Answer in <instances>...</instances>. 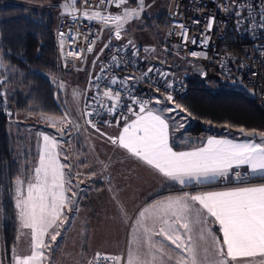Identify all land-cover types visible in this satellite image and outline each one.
<instances>
[{
  "label": "snow or ice",
  "instance_id": "snow-or-ice-1",
  "mask_svg": "<svg viewBox=\"0 0 264 264\" xmlns=\"http://www.w3.org/2000/svg\"><path fill=\"white\" fill-rule=\"evenodd\" d=\"M83 2L89 4L90 0ZM137 2L139 10L123 7L127 0H99L98 8L105 4L118 9L123 7L122 13L103 14L97 10L90 14L85 10L83 16L90 19L98 17L106 26L112 22L115 25V38L120 40L125 24L139 18L144 9V0ZM232 3L235 6V0ZM236 15L239 17L241 12L237 11ZM214 20L215 17L209 19V32ZM257 26L264 28V17L260 18ZM180 27L184 28L183 25ZM63 35L61 33V37ZM183 38L187 40L186 33ZM195 42L193 39L192 43ZM92 43L94 41L90 42L88 52L93 51ZM128 44L131 45L132 41L129 40ZM108 47L109 44H105L101 52ZM68 54L77 58L80 56L76 50ZM135 54L134 52L133 55ZM191 55L196 57L198 54L192 52ZM112 59L115 61L116 57ZM148 71L151 72L152 69ZM128 79L131 78L126 77L124 81ZM111 83L115 85L117 79H112ZM97 90H100L99 85ZM102 95L113 103L105 105L101 101V107L106 108L107 113L115 115L121 100L120 92L113 94V90L108 88ZM164 100L174 103L171 94L166 95ZM133 103L138 105V110L130 106L128 111L135 118L121 116L116 120L117 125L121 119L124 121L118 136H108L91 119L87 123L101 136H107L111 144L125 149L132 157L143 161L169 182L195 186L227 179L231 175L245 186L197 194L184 192L176 197L149 203L137 210L126 255L102 256L96 253L97 264L101 260L110 261L111 264H234L237 258L257 256L262 259L248 261V264H264V183L252 185L250 182V178L264 180V132H248L247 135L253 138L245 142L210 136L199 147L174 151L170 146L169 118L163 113L187 110L179 104L156 110L150 107L151 101L135 97ZM154 103L161 104L162 101L156 98ZM85 115L91 116L93 113ZM65 121L74 123L68 120V113H65ZM49 123L56 126L54 120ZM59 131L63 135V130ZM240 132L244 133L245 130L241 128ZM42 140L38 165L31 172L26 169L21 173L26 179L17 178L14 192L9 188L13 193L16 218L20 226L17 240L25 235L23 230H30L31 236L30 254H14V264H44L49 259L46 253L52 252L53 245L61 236L58 229L69 222L68 213L79 211V193L75 189L83 181L74 184L73 180L84 174L74 173L70 163H61V156L65 161L69 157L58 151L59 141L56 138L42 134ZM242 167L247 169L244 173L238 171ZM68 193L71 195H67ZM212 224L219 226L220 236L213 233ZM45 236H49L47 243ZM89 264L92 262L89 261Z\"/></svg>",
  "mask_w": 264,
  "mask_h": 264
},
{
  "label": "trees",
  "instance_id": "trees-1",
  "mask_svg": "<svg viewBox=\"0 0 264 264\" xmlns=\"http://www.w3.org/2000/svg\"><path fill=\"white\" fill-rule=\"evenodd\" d=\"M128 4L133 9L138 6L137 0H129ZM62 6L65 5L61 0H0V264H14L20 234L9 188L14 192L17 178L26 179L21 173L26 169L31 172L35 161L34 154L23 147L21 126L12 131L15 116L24 114L40 120L62 118L65 114L62 93L54 83L67 78L60 65L54 34L58 18L66 10ZM167 26L165 13L144 15L137 28L152 33L162 48ZM232 40L227 37L226 49L238 52ZM201 64L206 77L189 70L184 78L188 94L174 99L175 104L187 110L184 114L188 119L178 141L186 140L188 146H194L208 136L239 132L241 128L246 132H264V103L229 85L213 63ZM206 79H214L216 87L209 86ZM82 144L77 140V147L83 152ZM175 149H179L177 144ZM89 241L90 232L86 231L83 251Z\"/></svg>",
  "mask_w": 264,
  "mask_h": 264
},
{
  "label": "built area",
  "instance_id": "built-area-1",
  "mask_svg": "<svg viewBox=\"0 0 264 264\" xmlns=\"http://www.w3.org/2000/svg\"><path fill=\"white\" fill-rule=\"evenodd\" d=\"M61 2L69 9H75L72 13L69 11L60 15L54 31L60 65L65 76H69L86 67L87 55L91 53L87 51L90 42L94 41L91 44L94 51L106 27L114 25L109 22L106 26L98 17L85 18L83 12L87 10L91 14L99 10L103 14H117L122 13L123 8L118 9L107 4L98 8L99 0H90L89 4H85L83 0H61ZM237 11L241 12L239 17L236 15ZM212 17H215V20L209 32L208 23ZM261 17H264V0H235V6L232 0H169L166 11L168 26L163 46L166 51L190 63H213L227 81L242 80V83L253 90L255 96L264 103V28L257 26ZM181 25L184 26L183 29ZM61 33L64 34L63 37ZM185 33L187 40L183 38ZM228 36L233 39L238 52L226 49ZM112 38L115 43L108 47V55L98 61V75L93 83L90 109L93 115L89 116L88 120L91 119L97 127L109 124L105 121L116 122L121 116L130 119L132 116L128 108L131 106L138 110V105L133 103V97L152 101L154 94L162 98L171 94L174 100L184 98L188 94L189 88L184 80L165 78L163 71L157 68L149 72L142 66V53L139 48L128 49L120 45L114 33ZM193 39L195 43H192ZM72 50L80 53L79 58L68 54ZM192 52L198 55L193 57ZM113 57H116L115 61ZM66 67L69 69L68 74L65 73ZM128 76L131 79L124 81ZM134 76L139 78V84L132 82ZM205 76L206 72H203L202 78ZM112 79H117L115 85L111 83ZM108 88L113 90V94L115 92L121 94L115 115L107 113V109L101 107V101L105 105L113 103L102 95V92ZM120 122L124 121L121 119ZM238 171L244 173L242 170L238 169ZM100 180L108 182L109 177H101ZM257 181L250 178L251 184ZM236 186L245 185L240 184L230 175L227 179H218L210 188ZM94 264H97L96 259ZM99 264H111V262L101 260Z\"/></svg>",
  "mask_w": 264,
  "mask_h": 264
},
{
  "label": "rangeland",
  "instance_id": "rangeland-1",
  "mask_svg": "<svg viewBox=\"0 0 264 264\" xmlns=\"http://www.w3.org/2000/svg\"><path fill=\"white\" fill-rule=\"evenodd\" d=\"M167 2L168 0H144V9L142 12H140L139 18L130 20L127 24H125L124 30L121 32L122 38L116 41L126 48H131L134 45L135 48H139L140 50L142 49L141 53L143 60L145 58H148L149 60L154 55V57H157L156 55L161 52L158 39L148 31L140 32L137 28V25L144 15L154 16L165 14L168 6ZM128 3L129 0H127L126 5L123 7L131 8ZM64 5L66 6V4ZM65 6H62L63 9L66 10H63L61 14L69 11L72 13L75 11L74 8L69 9L68 6H66L67 8ZM134 9L139 10L138 6ZM114 31L115 25L106 27L102 36L103 38L101 37L102 45L108 44L109 40H111L113 36ZM129 40L132 41L131 45L128 44ZM101 46H99L96 51L94 50V52H91L93 53L90 58L92 61L93 59H98V54L96 53L100 52L99 50H101ZM162 48L164 49V46H162ZM193 64L197 67L200 66V62H195ZM91 69L92 68L90 67L89 69L85 67L79 72L71 73L69 76H66V79H64L67 80L65 81L66 83H58L54 80L55 85L62 93V104L64 112L68 113V120L76 122L75 124L78 126H76L74 123H68L65 121V114L62 118H40V120H37L38 117L30 118L24 114H19L15 116V120L12 125L13 132L17 131L19 125L21 126L23 136L25 138L23 147L30 154H34L35 156L33 168L38 165L39 153L42 151V134H46L50 137L56 138L59 141L58 151H61L64 155L69 157V159L65 161L63 156H61V163H69V161H71L73 164L74 173L80 171V160L86 156H90L91 154L99 155V161H101L104 165H107L106 172L114 173L113 182L111 183L113 191L110 193L107 192V189H105V191L100 190L101 193L100 191L99 193L95 192V187L93 185V180L95 177L94 179H83L81 176H79L73 180L74 184L77 183V181H83L81 183L83 188H81V193L78 200L79 211L68 213L69 222L62 228L58 229L61 232V236L57 238L56 244L53 245L52 252L46 253L49 256L46 264L52 262L54 264V255L57 257H65L66 263L69 264H75L80 260L85 261V264H89V261L93 262L94 257L98 252L106 255H108V253H122L132 232V222L130 224L127 223L125 220V214H121V211L118 210L117 201V199H119V203H123L124 206H126L125 203L128 202L125 200L121 201V199L124 197L119 193L120 188L128 185H131V187L133 186V175L135 173L132 169V164H130V162L127 160L121 161L120 158L122 154L117 155L114 148H112L110 145L107 146L106 144L102 143L100 141L101 139H107L96 132H93L94 128H92L83 117L84 113L87 111L86 100L87 97H89V93L91 92V86L88 80L90 77H86L93 74L94 69L92 70L93 72ZM68 71L69 69L66 67L65 73L68 74ZM72 74L75 75L71 77ZM79 75L84 76L86 81L88 80L86 88L84 85L75 82V78ZM94 80L95 78L92 79L93 83ZM205 81L209 86L216 87V82L214 79H206ZM238 82L242 83V80L239 79ZM61 85H63V88H61ZM161 106L162 108H172L175 107V102H168L167 104ZM165 113L171 118L172 122L175 123L177 127H179L180 124H188V120L184 112H180L178 110L177 112L171 114L168 112ZM50 120L56 121L55 127L51 126L49 123ZM61 121L64 122L62 123ZM61 129L66 133L68 142L60 139L57 131ZM80 134H83L85 137L82 138V140L84 147H86L85 150L87 149V154L84 153V151L82 152L79 150L77 147V140H79L78 135ZM91 157L93 159V165H95V163L99 164L96 162L94 156ZM96 173H99L97 176L106 175L105 173L101 172L100 169H98ZM97 180L98 179L96 178V181ZM67 195L70 196L71 193H68ZM129 197L130 196H127L126 198ZM136 215L132 218L133 220ZM128 217H132L131 212L128 213ZM116 221H119V225L117 224L113 227L112 225H114ZM23 231L25 235L20 236L17 244V253L19 255L29 254L31 251L30 230ZM86 231L90 232V241L87 245V250L83 251V239L86 237ZM51 232L52 230L50 229L49 234H51ZM48 240L49 236H45L46 243ZM83 252L85 253L83 254Z\"/></svg>",
  "mask_w": 264,
  "mask_h": 264
},
{
  "label": "crops",
  "instance_id": "crops-1",
  "mask_svg": "<svg viewBox=\"0 0 264 264\" xmlns=\"http://www.w3.org/2000/svg\"><path fill=\"white\" fill-rule=\"evenodd\" d=\"M169 1V0H168ZM168 4V2H167ZM167 11V10H166ZM103 36V35H102ZM103 38V37H102ZM114 39L111 38V40H109L108 44L109 46L115 42H113ZM102 45V40L100 39V42L98 43L95 51L97 50V48L99 46ZM103 44L101 46V49L104 48ZM129 49V48H128ZM161 52L156 55L157 57L152 56L149 60L148 58H145L142 62L143 64H146L147 67H145L146 69H161L163 71V73L165 74L164 77L165 78H173L176 80H184V78L187 76V72H189V70H192L194 73L198 74L201 78L203 75V72H206L203 67V65L200 63V66H194L193 63H190L188 61L183 60L181 57L171 54L170 52L166 51L163 48H160ZM100 52H97L96 54H98V59H93V61L90 59L91 55L93 53H89L87 55V60H86V68L91 69V71L94 69L93 74L90 76H86L87 78L90 77L89 83L91 86V92L89 93V97H87L86 100V107H87V111L85 113H90V109L92 106V94H93V82L92 79L96 78L98 75V61L103 59L105 56L108 55V48H105L103 52H101V50H99ZM94 52V51H93ZM96 60V61H95ZM95 61V63H94ZM95 65V66H94ZM94 66V67H93ZM72 74L71 77H73ZM75 82L80 83L82 85L87 86V81L86 78L82 75H79L75 78ZM65 81L67 80H61L58 81V83H66ZM83 81V82H82ZM74 84V83H73ZM157 96V97H156ZM156 98H160V100L162 101L161 104H155L154 101ZM152 103H150V107H153L156 110H159L160 108H162L161 105H165L166 103H164V98L159 97V95H152ZM83 115V117L85 118V121L87 122L88 120V115ZM163 115L165 117L169 118V123H170V146L173 148L174 151H187V150H191L195 147H199L201 146L203 143L206 142L207 138L210 137H206L200 144L198 145H194V146H188L186 140L184 141H178V138L180 137V131L183 130L187 125H183V127H177V125H175V123L172 122L171 118L169 116L166 115V113L164 112ZM135 117H131L130 119H134ZM188 120V119H187ZM79 121V120H77ZM76 122H74L75 124ZM123 124L124 122H120L119 125H117L116 122H112L109 124H105L102 126H98L102 132L106 133L108 136H118L119 133L122 131L123 128ZM76 126H78L77 124H75ZM93 132H96L95 129H93ZM97 134H99L98 132H96ZM100 135V134H99ZM79 139L83 142L82 138H85L83 136V134L78 135ZM104 138L107 139V136H103ZM212 137H216V138H227L230 140H234L236 142H245L249 139H252L250 137H246L243 136L240 132H234V131H227L225 132L223 135L221 136H212ZM177 138V139H175ZM258 141V138H256ZM102 143L106 144L107 146L110 145L112 148L115 149L116 154H122L121 156V161L122 160H127L128 162H130V164H132V169L134 171V175H133V186L131 187V185L128 186H124L122 188H120V193L124 198L121 199V201H128L127 203H125L126 206H124V204L119 203V199H117L118 201V210L121 211V214H125V220L127 221L128 224H130L132 222H134V220L132 219L136 213L137 210L148 205L149 203H152L155 200H163L167 197H176L179 195H182L184 192H188L190 194H197L200 192H207V191H225V190H231L233 188L236 187H241V186H236V187H223V188H210L211 185L216 184L217 180H213L211 182H208L206 184H202V185H188V186H181L177 183L174 182H169L167 181L165 178H163L160 174H158L154 169H152L150 166L146 165L143 161L138 160L135 157H132L131 154H129L125 149L120 148L118 145H113L111 144V142L107 139V140H100ZM105 141V142H103ZM179 146V149H175V145ZM84 149V153L87 154V149L85 150L86 147H84V144H82ZM91 156H94L96 159V162H98L99 164L93 165V159ZM99 155H90V156H86L84 158H82V160H80V166L79 169L80 171H78L79 173H83L84 175H81V177L83 179H88V178H93L95 177V179L93 180V185H94V190L96 193H99L100 190L105 191V189H107V192H112V186L111 183L113 182V172L108 173L106 172V168L105 165L99 161L98 158ZM100 169L101 172L105 173L106 175H101V176H97L99 175V173H96V171ZM239 170L242 171H246V167H242ZM89 173H94V175H89ZM101 177H109V181L108 182H103L100 180ZM96 178L98 179L96 181ZM255 179V178H254ZM258 180L257 183L252 184V185H259L261 183H264V180H260V179H255ZM148 183V184H146ZM105 187V188H104ZM83 188V185H82ZM89 193V192H88ZM101 193V191H100ZM127 196H130L129 198H126ZM126 198V199H125ZM124 212V213H123ZM131 212L132 217H128V213ZM127 216V217H126ZM119 225V221L112 225L113 227L116 225ZM218 225L216 224H212L211 228L212 231L215 235L220 236L221 234L218 231ZM131 239V236L128 239V242L126 243L123 252L122 253H108V255H117V256H125L126 252H127V248L129 246V241ZM159 239V238H157ZM167 243V242H166ZM18 244V242H17ZM174 247V246H173ZM85 252H83L84 254ZM100 253V252H98ZM17 253V246H16V252ZM30 254V253H29ZM21 255H27V254H21ZM69 255V254H68ZM67 255V256H68ZM54 257V264H69L66 263L65 261V257H57L56 255L53 256ZM260 259H262L261 257L257 256L255 258H237V261L234 262V264H248V261L251 260H257L259 261ZM95 260V257H94ZM94 260L92 262V264H94ZM44 264H46V262H44ZM47 264H53L52 263H47ZM75 264H85V261L80 260L79 262L75 263Z\"/></svg>",
  "mask_w": 264,
  "mask_h": 264
},
{
  "label": "water",
  "instance_id": "water-1",
  "mask_svg": "<svg viewBox=\"0 0 264 264\" xmlns=\"http://www.w3.org/2000/svg\"><path fill=\"white\" fill-rule=\"evenodd\" d=\"M133 83L135 84H139L140 83V80L137 76H134V79L132 80ZM232 86L234 87H237V88H240L242 89L248 96L252 97V98H255V94L253 92V90L249 89L244 83H240V82H235V83H231ZM167 101L164 100V103H166ZM240 132V131H239ZM59 137L61 140L65 141V142H68V137L66 136V133L63 131V135L61 134L60 131H57ZM241 133V132H240ZM248 132H244V133H241L243 136H246V137H249L247 135ZM250 138H253V137H250ZM258 138V137H256ZM69 163L73 166L72 162L69 161ZM81 188H82V184L79 183V186L75 189V191H77L79 193V196L77 197V199L79 200V197H80V193H81Z\"/></svg>",
  "mask_w": 264,
  "mask_h": 264
},
{
  "label": "bare ground",
  "instance_id": "bare-ground-1",
  "mask_svg": "<svg viewBox=\"0 0 264 264\" xmlns=\"http://www.w3.org/2000/svg\"><path fill=\"white\" fill-rule=\"evenodd\" d=\"M229 82V85H231V83H235V82H238V81H228ZM257 98V97H255Z\"/></svg>",
  "mask_w": 264,
  "mask_h": 264
}]
</instances>
